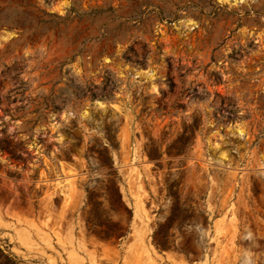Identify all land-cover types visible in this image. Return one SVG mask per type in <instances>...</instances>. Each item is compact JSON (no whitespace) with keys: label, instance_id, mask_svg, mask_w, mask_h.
Returning <instances> with one entry per match:
<instances>
[{"label":"rangeland","instance_id":"obj_1","mask_svg":"<svg viewBox=\"0 0 264 264\" xmlns=\"http://www.w3.org/2000/svg\"><path fill=\"white\" fill-rule=\"evenodd\" d=\"M107 127L116 242L81 211ZM0 264H264V0H0Z\"/></svg>","mask_w":264,"mask_h":264},{"label":"trees","instance_id":"obj_2","mask_svg":"<svg viewBox=\"0 0 264 264\" xmlns=\"http://www.w3.org/2000/svg\"><path fill=\"white\" fill-rule=\"evenodd\" d=\"M189 137V133L182 131L175 140L165 146L164 150H161L153 142L145 144L143 150L147 159L157 165L164 155L168 158L183 155L189 147ZM104 140L97 146L88 144L86 148L87 158L93 159L96 166L101 170L103 179L88 181L89 184L93 183L95 187L85 188L81 211L85 229L89 234L116 242L122 240L127 234V228L122 224L121 217L124 215L129 221L132 215L120 192V179L109 151L115 148L113 132L110 127H107ZM166 185V196L175 198L177 181H173L171 184L167 181ZM112 214H117L120 218L113 220ZM155 247L159 251L168 249L161 243H155Z\"/></svg>","mask_w":264,"mask_h":264}]
</instances>
